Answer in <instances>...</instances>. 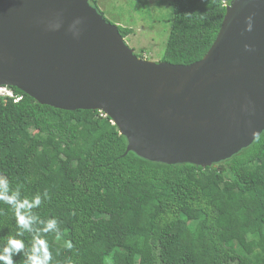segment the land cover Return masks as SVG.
Segmentation results:
<instances>
[{"label": "trees", "instance_id": "trees-1", "mask_svg": "<svg viewBox=\"0 0 264 264\" xmlns=\"http://www.w3.org/2000/svg\"><path fill=\"white\" fill-rule=\"evenodd\" d=\"M230 1L170 0L160 60L201 59ZM8 87L21 98L0 96V178L21 200L41 196L31 210L39 220L56 219L58 231L38 234L50 264H264V130L210 166L166 164L126 152V137L99 110L55 108ZM17 231L15 210L0 201V250L22 240L13 260L24 264L37 233Z\"/></svg>", "mask_w": 264, "mask_h": 264}, {"label": "water", "instance_id": "water-1", "mask_svg": "<svg viewBox=\"0 0 264 264\" xmlns=\"http://www.w3.org/2000/svg\"><path fill=\"white\" fill-rule=\"evenodd\" d=\"M0 86L105 113L126 152L207 167L264 130V0H231L208 51L186 65L137 56L89 0H0Z\"/></svg>", "mask_w": 264, "mask_h": 264}, {"label": "rangeland", "instance_id": "rangeland-1", "mask_svg": "<svg viewBox=\"0 0 264 264\" xmlns=\"http://www.w3.org/2000/svg\"><path fill=\"white\" fill-rule=\"evenodd\" d=\"M111 23L132 28L124 40L141 58L160 61L172 20L170 0H95ZM71 177L75 176L70 171Z\"/></svg>", "mask_w": 264, "mask_h": 264}, {"label": "clouds", "instance_id": "clouds-1", "mask_svg": "<svg viewBox=\"0 0 264 264\" xmlns=\"http://www.w3.org/2000/svg\"><path fill=\"white\" fill-rule=\"evenodd\" d=\"M247 23V30H252V17L249 16ZM248 48V45H245ZM8 87V86H7ZM10 88V87H9ZM45 199L48 198V192L43 193ZM0 201L10 205L16 213L17 217V236H23L24 232H36L32 241L31 249L25 253L24 264H50L52 255L48 250V246L45 240L39 238V232L48 233L50 231H58L56 219H49L47 222L39 220V218L32 213V209L39 207L42 200L38 194L31 201L20 199L19 190L11 191L8 188V182L6 178H0ZM40 224L43 227L36 229L33 226ZM71 247V245H69ZM24 242L20 239L10 238L5 246L0 250V264H15L13 256L21 254L24 250Z\"/></svg>", "mask_w": 264, "mask_h": 264}, {"label": "built area", "instance_id": "built-area-1", "mask_svg": "<svg viewBox=\"0 0 264 264\" xmlns=\"http://www.w3.org/2000/svg\"><path fill=\"white\" fill-rule=\"evenodd\" d=\"M0 96L13 98L18 101L21 97L14 94L13 90L7 86H0Z\"/></svg>", "mask_w": 264, "mask_h": 264}]
</instances>
